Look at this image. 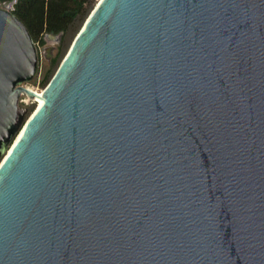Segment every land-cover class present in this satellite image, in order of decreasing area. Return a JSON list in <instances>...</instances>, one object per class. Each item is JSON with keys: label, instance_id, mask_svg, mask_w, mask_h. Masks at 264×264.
<instances>
[{"label": "water", "instance_id": "water-1", "mask_svg": "<svg viewBox=\"0 0 264 264\" xmlns=\"http://www.w3.org/2000/svg\"><path fill=\"white\" fill-rule=\"evenodd\" d=\"M16 2L0 264H264V0H97L27 118L38 51Z\"/></svg>", "mask_w": 264, "mask_h": 264}, {"label": "trees", "instance_id": "trees-1", "mask_svg": "<svg viewBox=\"0 0 264 264\" xmlns=\"http://www.w3.org/2000/svg\"><path fill=\"white\" fill-rule=\"evenodd\" d=\"M11 0H0L9 2ZM97 0H17L13 13L27 27L35 45L44 44L45 34L62 33V40L75 33L92 10ZM58 57L46 72L42 84L45 85L53 75Z\"/></svg>", "mask_w": 264, "mask_h": 264}, {"label": "rangeland", "instance_id": "rangeland-1", "mask_svg": "<svg viewBox=\"0 0 264 264\" xmlns=\"http://www.w3.org/2000/svg\"><path fill=\"white\" fill-rule=\"evenodd\" d=\"M6 3H8V2H0V7H4V5ZM82 24L79 26V28L77 29V31L75 33L68 34L64 38V40H62V36H61V41L59 44L52 41V39L51 40L48 39L49 41L47 42V40L44 38V44L43 45H38V46L36 45L37 51H38V69H37V72H36L35 76L33 77V79L31 81H29L28 83H26L25 86L32 88V89H35V90H39V91L44 88V86L46 84L43 85L42 81H43V78H44L46 72L48 71V69L52 65L53 59L58 57L59 53H61L60 57L58 58L57 64L54 67V71H53V73H54L56 68L58 67L59 63L61 62L63 56L67 52L70 44L72 43L76 33L78 32V30L82 26ZM50 45H53L54 48L52 50L46 51L45 48L50 46ZM45 53L46 54L49 53L50 61H47V59L45 58ZM21 98L26 99V95L22 96ZM19 105L21 107L26 108L25 118H27L29 116V114L36 108V103L32 102L31 100L19 101Z\"/></svg>", "mask_w": 264, "mask_h": 264}, {"label": "bare ground", "instance_id": "bare-ground-1", "mask_svg": "<svg viewBox=\"0 0 264 264\" xmlns=\"http://www.w3.org/2000/svg\"><path fill=\"white\" fill-rule=\"evenodd\" d=\"M32 89V88H30ZM33 91H35L37 93V96H35V98L33 99V101L36 103V106L40 105L42 103V91L40 90H35L32 89Z\"/></svg>", "mask_w": 264, "mask_h": 264}, {"label": "built area", "instance_id": "built-area-1", "mask_svg": "<svg viewBox=\"0 0 264 264\" xmlns=\"http://www.w3.org/2000/svg\"><path fill=\"white\" fill-rule=\"evenodd\" d=\"M42 91V90H41ZM22 96H25L24 94H22L21 96H20V98H19V101H26V100H31L32 102H34L33 101V99H30L29 97H27L26 96V99H23V98H21Z\"/></svg>", "mask_w": 264, "mask_h": 264}, {"label": "flooded vegetation", "instance_id": "flooded-vegetation-1", "mask_svg": "<svg viewBox=\"0 0 264 264\" xmlns=\"http://www.w3.org/2000/svg\"><path fill=\"white\" fill-rule=\"evenodd\" d=\"M60 41H61V40H60ZM59 43H60V42H59ZM59 43H58V44H59ZM49 61H50V60H49Z\"/></svg>", "mask_w": 264, "mask_h": 264}]
</instances>
